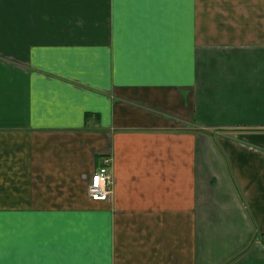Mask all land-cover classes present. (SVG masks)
Listing matches in <instances>:
<instances>
[{"label": "crops", "instance_id": "obj_1", "mask_svg": "<svg viewBox=\"0 0 264 264\" xmlns=\"http://www.w3.org/2000/svg\"><path fill=\"white\" fill-rule=\"evenodd\" d=\"M0 264H264V0H0Z\"/></svg>", "mask_w": 264, "mask_h": 264}, {"label": "built area", "instance_id": "obj_2", "mask_svg": "<svg viewBox=\"0 0 264 264\" xmlns=\"http://www.w3.org/2000/svg\"><path fill=\"white\" fill-rule=\"evenodd\" d=\"M110 157L103 156L100 165L89 175L86 184V195L90 201H107L111 193V178L109 173Z\"/></svg>", "mask_w": 264, "mask_h": 264}]
</instances>
